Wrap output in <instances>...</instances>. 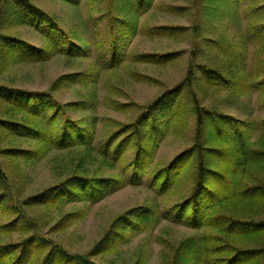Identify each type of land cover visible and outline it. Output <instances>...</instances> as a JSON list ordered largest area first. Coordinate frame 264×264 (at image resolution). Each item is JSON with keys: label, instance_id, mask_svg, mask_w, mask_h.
Here are the masks:
<instances>
[{"label": "trees", "instance_id": "16d2710c", "mask_svg": "<svg viewBox=\"0 0 264 264\" xmlns=\"http://www.w3.org/2000/svg\"><path fill=\"white\" fill-rule=\"evenodd\" d=\"M61 1L76 5L79 0ZM152 1L110 0L98 16L108 20L110 38L101 43L107 48L102 51L104 54L91 59L92 41L87 34L79 29L66 31L53 15L32 0H0V264H104L102 259L120 249L128 230L143 232L154 219H168L192 231L171 246L167 264H264V119L252 141L254 123L234 120L233 116L205 108L198 101V89L209 92L212 85L228 89L242 79L237 70L244 67L241 61L230 60L228 67L212 66L210 62L195 66L192 62L185 78L175 87L159 93L140 109L133 121L119 123L108 134L103 162L128 165L133 175L131 183L150 174L152 189L159 196H168L174 188L181 189L182 183L190 187L188 195L166 212L156 214L149 207L139 206L118 217L87 252L67 250L42 229L50 225V233L64 231L83 217L81 211L64 212L67 203L99 201L125 184V178L72 172L36 193L19 197L12 184L14 180L9 177V172L17 177L20 174L5 167L7 163L36 165L54 152L96 151L92 145L96 119L87 114L72 118L68 111L90 110L95 99L63 105L52 91L69 79L89 93L99 71L117 73L136 36L175 41L180 36H191L193 28L189 26L147 24L143 18ZM209 1L213 3L210 10L217 11L215 6L221 0ZM253 12L258 18L262 11L258 8ZM19 27L31 28L40 44L10 33L12 28ZM249 29L264 51V19H258V23L253 20ZM55 56L66 61L91 62L84 72L60 76L47 91H30L4 78L5 70L14 64L39 63ZM131 57L136 63L162 66L176 60L177 54L146 52ZM254 71V82L247 88L264 92V67ZM173 112L176 119L181 116L182 124L188 115L193 116L194 142L168 162L154 165L155 149L168 135L175 118ZM55 208L56 220L50 216ZM135 264H144V258Z\"/></svg>", "mask_w": 264, "mask_h": 264}, {"label": "rangeland", "instance_id": "374dc122", "mask_svg": "<svg viewBox=\"0 0 264 264\" xmlns=\"http://www.w3.org/2000/svg\"><path fill=\"white\" fill-rule=\"evenodd\" d=\"M32 1L53 15L66 31L79 29L90 36L91 59L106 50L107 46L101 43L110 38L107 32L108 20L98 19V16L110 0H79L76 5L61 0ZM210 4L213 5L209 0H153L143 18L147 24L189 26L193 28L191 36H180L176 41L174 38L148 40L143 36H136L129 46L128 58L121 64L117 73L99 71L95 85L89 88L90 94L86 88L77 83L73 84L69 79L61 88L52 91L54 98L63 105L88 98L95 99L90 110L68 111L72 118H82V115L87 114L92 120L96 119L95 139L92 142L96 151L79 149L69 153L54 152L36 165L6 164L5 167L15 169L20 174V177H17L15 173L9 172L19 197L36 193L72 172L125 178V184L99 201L67 203L64 212L81 211L83 217L64 231L50 233V225L42 229L44 234L62 244L67 250L74 253L87 252L113 221L139 206L149 207L154 213L160 214L188 195L190 186L182 183L181 189L174 188L168 196H159L152 189L150 174H143L138 183H131L133 175L128 165L122 166L120 161L116 162V166L104 163L102 156L108 134L116 129L119 123L133 121L140 109L159 93L175 87L185 78L186 70L192 62L195 66L210 62L208 64L212 66L221 64L225 67L230 65V60L243 62L244 67L237 69L241 72L242 79H238L235 84H228L231 86L228 89L222 85H212L209 92H201L198 89V101L205 108L233 116L234 120L254 123L257 128L255 127L252 141L256 139L259 123L264 119V92L250 91L247 87L249 83L254 82V70L264 67V51L261 50L260 42L254 39L255 36L251 37L249 26L253 20L258 23V19H264V0H221L215 6V12L210 10ZM258 8L262 12L257 18L253 10ZM10 33H15L32 44L41 42L29 27L12 28ZM167 51L176 52L177 57L173 62L162 66L136 63L131 57V54ZM90 62L89 59L66 61L55 56L39 63H17L5 70L4 78L15 86L30 91H47L51 90L60 76L86 71ZM148 77L149 79H146ZM259 77L257 76L256 80ZM245 78L247 82L244 83ZM193 90H197L195 86ZM172 114L175 117L174 122L168 129L167 137L155 149L154 165L168 162L194 142L193 116L188 115L186 123L182 124L181 116L176 119L177 114ZM232 126L231 124L233 129ZM57 210L53 209L50 215L54 220L58 216L55 213ZM154 220L147 223L143 232L128 230L120 249L102 259V263L135 264L143 257L144 264H167L171 246L192 231L168 219H157L155 222Z\"/></svg>", "mask_w": 264, "mask_h": 264}]
</instances>
